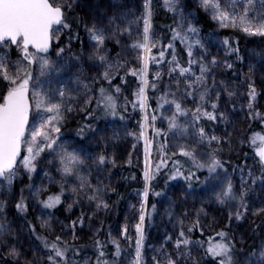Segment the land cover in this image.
I'll list each match as a JSON object with an SVG mask.
<instances>
[{"label":"rangeland","instance_id":"374dc122","mask_svg":"<svg viewBox=\"0 0 264 264\" xmlns=\"http://www.w3.org/2000/svg\"><path fill=\"white\" fill-rule=\"evenodd\" d=\"M79 1L75 0L73 7L77 5L79 8ZM95 3H99L102 7L108 8L112 13L110 17L117 16L121 17L117 19L124 24L126 20V25H129V21L132 23V26L128 27L129 32V42L127 43L129 48L134 52V58L136 59V54H142V50L133 49L132 44L137 40H141L143 36V12L145 9H142V4L137 0H94ZM193 8L204 12L208 21L212 25V29L203 31L200 25H192L197 29L195 34L187 33L189 42L199 40V44L193 47V59L200 60L203 57L204 62L208 63L213 58L217 60V64L212 66L210 72L207 76V86L209 88V98L208 102L203 105V108L207 111H212L210 104L215 101L216 94L219 92L217 115L220 112L224 113L225 119H218L212 121V124H207L204 121H209L206 117L201 116L199 121L195 122V127H189V130L186 134L181 135L178 130H169L168 121L165 117H170L175 111L174 106L169 107L165 104L163 108L159 109L158 115V126L161 130L163 138L156 142V152L154 156L153 165L160 163L161 152L160 148L164 145V152L168 154L171 158L173 152L180 153V145L186 146V150H192L198 152V155L195 154L199 163H204L208 160L207 153L211 152L213 149H218L216 156L224 164L223 169H217L216 173H212L210 179H208V195L210 201L205 210H203V219L204 222H199V230L206 233L218 232L224 227H229L231 229L232 235L238 242H244L250 233L255 229L258 223L264 217V211H258L264 209V172L260 162L259 157L257 160L254 159L251 155H246L244 152L243 139L244 133L248 128L250 122H246V119L250 121L255 116L256 113L264 112V101L255 100L253 101V110L250 113V110L247 107L248 104V85L252 83L255 88V81L257 76L255 72L250 73L251 65L250 62L245 59L243 62L242 76L243 82L236 85L233 89L231 88L232 84L224 79L223 71L226 68L227 61L223 53V44L222 38L219 33L223 29H233L237 31L239 27H221L217 20L212 18L210 12H206L200 6V0H190ZM244 0H240L242 5ZM83 7V5L81 4ZM154 6V8H152ZM185 3L184 0H177V6L175 11H169L164 4V0H151V10L153 14V9L156 11L164 10L170 16L172 25L177 31L182 33L186 32L188 23V11L184 9ZM264 13V4H261V0H255L254 7L251 14H260ZM184 17V28L180 29L177 27L180 15ZM152 18V16H151ZM151 20V19H150ZM131 25V24H130ZM150 36L152 37V42L155 43L158 36L155 30L150 29ZM173 38V35H172ZM258 38V36H256ZM89 44L86 47L90 50H93V42L90 41L88 37ZM254 42V40L252 41ZM248 43L246 40L243 42V46L247 51H251L250 48L256 50L255 43ZM173 44H179L186 52L187 49L184 43H181L180 40L173 41ZM56 44V41H53V45ZM14 49L15 46H12ZM8 51V71L11 74H16L19 70L23 74L24 70L31 71L33 74L32 84H36V90L41 91L42 93H49L54 97V100H59L57 95V89L65 90V108L71 107L72 111H65L64 108L61 109L62 114H70L71 117L83 113L87 108L84 105L85 100V89L82 87V84L90 85V90H88V95L93 96L92 85L95 81H105L100 76V73L104 71L103 66H100L98 69L99 73L94 72L90 68H83L80 61L78 62L76 68L72 66L73 70H63L61 67L62 60H56L52 55H48L47 58L54 63L55 70L51 71L50 74L45 76H40L39 65L28 66L26 61H22V56L19 50L16 48L14 50ZM2 54V51H0ZM172 50L165 52L164 58L161 59L159 55L154 54L153 56L157 57L159 63H150L148 76L150 74L155 75L160 73V79L155 77V81H152L151 84H155L156 88L158 86H163L165 95H167L168 100L173 98L178 101L182 100L183 93L185 91V80L184 77L179 76L178 70L169 74V69L174 67V64H170L172 61ZM188 57V55H187ZM66 59L73 60V56H66ZM189 59V57H188ZM109 63L113 64L112 61ZM15 65V66H13ZM114 65V64H113ZM105 66V65H104ZM188 66V64H187ZM186 66V67H187ZM193 70L199 75V67L194 64ZM120 72V71H119ZM138 77V76H137ZM37 78L41 83H37ZM264 80V76H260ZM213 80H215V86H213ZM179 81V84H177ZM223 82V84H221ZM150 84V85H151ZM140 79L138 77V87L136 92L140 87ZM227 88L229 91L235 93L234 96L229 97L227 92L224 91V88ZM149 88V87H148ZM147 88V89H148ZM150 88H152L150 86ZM146 89V91H147ZM153 89V88H152ZM232 89V90H231ZM245 90V91H243ZM31 85H30V98H31ZM199 91H203V87L199 88L196 99L187 98L182 100V106L187 109L194 110L196 104L199 102ZM262 91L256 89L257 97ZM172 93H175V97L172 96ZM261 99V98H260ZM136 101V96L134 95L133 102ZM133 104V103H132ZM132 104L127 102H122V107L127 110V112L132 113L133 110H140L139 104L133 108ZM84 109V110H81ZM258 109V111H257ZM142 112V111H141ZM148 115V111L146 109ZM143 117L145 112H142ZM47 113H41L40 116H37V110L35 103L32 104L31 115L29 127L32 126L33 121L37 125L41 122L43 116H47ZM264 115V113H263ZM192 116L191 113L187 117H179L178 123L184 124L186 122H191ZM204 127L205 132L208 136L215 135L220 138L221 143L217 145L213 142L211 148L207 146V142L198 143V136L195 135V131L198 127ZM121 129L118 127H113L112 124H105L101 131L104 135L108 136L113 130L117 131L116 136L120 139ZM148 128H146L147 134ZM60 139L58 144L63 145L69 151H77L81 156L86 160V165L81 169V175H85L91 181L93 186L99 184L104 191L101 193L103 200L108 203L109 195L111 194V179L114 176L115 168L117 166L118 158L114 156L113 147L109 146L108 150L101 144L96 142H75L69 138L64 137L60 134ZM147 136V135H146ZM120 142V140H117ZM114 142V141H113ZM148 149L147 154V163H149V154L151 152V144H146L145 139L141 144V148L136 149V151L130 152L126 159L127 165L135 166L140 171L145 169L146 164V153L145 149ZM106 151V153H105ZM103 153L108 161H115V163L108 162L105 165H97L93 163L95 158ZM170 159L167 160V162ZM60 168L59 158L55 152L49 154L48 152L42 153L38 157L36 164V171L29 174L22 167H18V172L13 180L11 188L5 184L3 187H0V203H3V211L0 212V222L7 223L10 228V235L8 236L7 243L14 244L17 250L21 253L19 264H25V261L28 264H45L47 263L46 254L47 251L43 250L38 243L30 237L29 225L26 222L20 221L17 218L16 210V201L18 198V191L25 177H28L30 180L29 183V192H28V204L30 216L33 220L35 228L41 232L43 235H46L51 240H54L57 235H61L62 239L71 242V222L76 220L81 214H84V224L83 227L77 226L76 234L80 237L75 243H85L96 237L101 227L103 226L105 208H101L99 211L96 210L95 202H90L84 193H80L79 196L72 192V187L77 186L79 181L75 177H69L64 179L62 174L58 169ZM156 169V168H155ZM249 172L252 173L249 176ZM47 173V175H45ZM245 181L243 187L246 190L245 203L248 205V210L244 214L243 218L236 220L234 217L229 220V212H234L236 209L237 202L230 201L226 204H220L216 199V193L220 192L221 188L227 183L228 180H231L234 185V190L237 194L241 190V177ZM254 181V182H253ZM61 185H63V195L61 196V203L55 208H58V211L55 214H51L48 208H45L40 202L46 200L48 196L59 195L61 193ZM41 190L38 196L34 195L37 190ZM179 186L174 185L170 190L165 194V197L162 199L160 204V214L166 221V223L155 222L154 225L147 230L145 235L146 242L144 243L142 249V256L145 261V264H153L152 257L154 255H161L157 250L161 248V245H164V248L168 253H174V241L178 237L179 232L181 231L178 226L175 229V225L183 222V230L185 234L189 237L191 236L194 228L191 233L187 232V229L193 225V223L199 220L198 209L194 210L192 208V203L187 201L185 197L182 196ZM85 192L91 194V189H85ZM143 191L134 190L128 193L124 199L123 206L121 208V215H126V209L130 206L131 203L138 200L142 197ZM143 199V197H142ZM74 200H78L77 203H73ZM72 205L71 209L68 208V205ZM54 208H52L53 210ZM258 214H253L257 213ZM91 217V219H89ZM181 218L183 220L181 221ZM47 221V226L42 227V223ZM171 223V224H170ZM204 228V229H203ZM99 229V231H97ZM118 229H121L119 224L115 225L110 231V241L111 238L119 240ZM63 230V231H62ZM145 234V233H144ZM172 237L170 241L165 243L167 237ZM131 239L130 242V253H126L124 247H121L120 255L116 257L114 264H134L135 261V240H136V231L131 230V234L128 235ZM4 239V237H0ZM194 241V240H193ZM120 244V243H119ZM264 248V245H262ZM260 248V249H262ZM259 252V251H258ZM0 256L7 258L12 263L17 264L15 260L8 256L7 250L4 245L0 244ZM192 257L199 261V264H212L205 259L204 255L201 253V247L197 246L192 248ZM77 264H83L84 260H89L91 256L84 255L80 258H72ZM187 264H192V261H187ZM244 264H249V261Z\"/></svg>","mask_w":264,"mask_h":264},{"label":"snow or ice","instance_id":"6c2138e0","mask_svg":"<svg viewBox=\"0 0 264 264\" xmlns=\"http://www.w3.org/2000/svg\"><path fill=\"white\" fill-rule=\"evenodd\" d=\"M75 0H0V79L7 83L6 91L0 92V187L5 184L11 188L13 180L15 179L18 167H22L29 174L36 171V164L38 157L42 153L48 152L49 154L55 152L59 158L62 177L67 179L69 177H75L79 181L77 186L72 187V192L77 196L80 193H84L86 198L90 202H95L96 210L101 208H107L108 204L103 200L101 193L104 189L97 184L93 186L87 176L81 175V169L86 165V160L81 154L75 150L69 151L66 147L58 144L60 139V125L63 120L61 109L65 111H72L71 107L65 108L64 97L66 95L65 90L57 89V95L59 100H54V97L49 93H42L36 90V84H32L33 74L31 71L24 70L23 74L18 70L16 74H11L8 71V51L12 46H15L21 53L22 61H26L28 66L39 65L40 76L50 74L55 70L54 63L50 61L47 56L50 54L49 50L52 47L53 41L59 42L60 32L63 29L69 30V40H71L72 22L67 15L72 11ZM255 0H244L243 4H240V0H200V6L206 11L212 14V18L217 20L221 27H239L241 31L249 35L264 37V13L251 14L254 7ZM165 7L169 11H175L177 6V0H164ZM261 4H264V0H261ZM145 12L142 16L143 19V36L141 40H137L132 44L133 49L142 50V54H138L137 59L141 63L139 69H131V75L138 76L140 79V87L135 93L136 101L132 106L135 108L137 103L140 110L145 112L143 117V123L140 124L139 138H144L146 144H148L146 136V128L152 126L154 128L157 117L151 116V125H149V116L146 113L148 107V97L146 95V89L151 86L153 89L156 85L153 83L149 85L147 79L149 64L159 63L157 57L152 55V48L156 46L152 42L150 36L152 16L151 0H145L144 3ZM121 17L112 16L108 17V25L103 24L102 19L94 20L90 26L85 25V30L88 33L90 41L93 42V53L91 58L97 59L101 65H105L104 71L100 73L103 80L107 81L111 85L112 80L116 75H119L120 69L123 67L119 63L113 65L109 63L106 55L105 40L108 30L115 26L117 31L128 32L130 29L125 27L120 28L116 24V20ZM135 23V21L131 22ZM177 27L184 28V17L181 14ZM173 41L180 40L181 43L186 45L188 59V66L184 67L179 64L176 59L175 49L173 43L167 45L168 48L173 49L172 61L170 64H174V67L169 69V74L178 70L179 76L184 77L185 91L182 96L183 99L192 98L196 99V94L199 88L203 87V91H199V102L196 104L194 110L187 109L182 106V100L178 101L173 98L167 99V95L161 96L160 100L163 103H158L159 108H163L165 104L169 107L174 106L175 111L170 117H165L168 121L169 130H178L181 135L186 134L189 127H195V122L199 121L201 116L206 117L209 121H215L218 119H225L223 112L217 115L219 92L216 94L215 101L211 102L210 107L212 111H207L203 108V105L208 102L209 88L207 86V76L212 66H215L218 62L213 58L210 62L205 63L203 57L200 60L193 59V47L198 45L199 40L189 42L187 33L195 34L197 29L191 24L187 25L186 32L182 33L173 29ZM224 43L227 45L228 40L225 39ZM232 51L238 52V49H232ZM65 52L64 47L57 46L56 55L61 57ZM165 52L161 50L159 57L164 58ZM239 59V57H238ZM196 64L199 67V75L193 70V65ZM15 66V65H13ZM226 67L231 69L233 65L227 63ZM156 78L160 79V73H156ZM123 79V77H121ZM37 83H41L37 78ZM179 84V81H177ZM223 84V82H221ZM30 85L32 88L30 98ZM213 86H215V80H213ZM82 87L86 90L84 105L86 108H90L91 104L95 100L96 108L88 111L89 117H94L97 111H102L106 116L111 115L115 117L117 115V102L113 94L107 91L103 86L99 88V96L88 95L90 85L82 84ZM224 91L227 92L229 97L235 95L234 92L229 91L226 87ZM115 92H120V87L116 86ZM175 97V93H172ZM248 104L247 107L250 113L253 110V101L256 100L257 92L252 83L248 85ZM35 103L37 110V116L41 113H47V116H43L41 122L37 125L35 120L31 127H29V116L32 109V104ZM84 110V109H81ZM126 110V109H125ZM191 113L192 121L184 124L178 123L179 117H187ZM255 116H259L256 113ZM255 118V117H254ZM120 119H124L120 116ZM85 130L92 131V125L88 124L82 127L78 135L83 134ZM155 135H166L161 133V130L154 128ZM195 135L198 136V143L207 142V146L211 148L213 142L217 145L221 143L219 137L215 135L208 136L204 127H198L195 131ZM250 143L255 147L256 156L259 157V162L264 165V134L255 133L250 138ZM180 154L188 157L192 160L194 166L197 169L207 168L208 172L216 173L217 169H223L224 164L217 158L216 152L218 149H213L207 153L208 160L204 163L196 161L192 150H186V146L180 145ZM161 158L160 163L155 165L156 172H159L162 166H167V160L171 159L166 152H164V145L160 148ZM146 164L144 171V180L146 186L143 190L142 197L144 203L141 204L139 223L136 224V240H135V261L134 264H145L142 256V249L144 246V230L143 223L146 214V201L148 197L149 188L147 182L155 177V173L151 172L147 163L148 149H145ZM177 153L173 152L171 155L175 156ZM115 161H108L107 157L101 153L99 154L93 163L99 165H105L106 163ZM47 175V173H45ZM252 173L249 172V176ZM195 176L191 170H188V174L185 175L181 171L179 161H173V170L171 179L177 177H183L186 181H191ZM198 179V178H197ZM254 182V181H253ZM245 181L243 176L241 177V190L237 194L234 190V185L231 180L221 188L220 192L216 193V199L220 204H226L230 201L237 202L234 212H229V220L233 217L236 220L243 218L244 214L248 210V205L245 203L246 190L244 189ZM191 186V184H189ZM85 189H91V194L85 192ZM41 190H37L34 195L38 196ZM63 195V185H61V193L55 196H48L46 200L40 201L45 208L52 209L59 205L61 196ZM159 196L160 193H155ZM78 200H74L73 203H77ZM3 203H0V212L3 211ZM72 205H68L71 209ZM18 211L24 212L27 210V205L23 202L21 197L20 202L16 204ZM155 209V205H153ZM202 211V210H201ZM258 211H264L260 209ZM258 214L257 213H253ZM91 219V217H89ZM84 214L71 222L69 226L71 228V242L62 239L61 235H57L54 240L49 241L46 237H37L40 239L47 250L46 260L47 264H77V262L71 259L68 255L72 252L74 256L79 255V248L76 245V241L80 237L76 234L77 226L83 227ZM42 227L47 226V221H44ZM199 227V220L195 221L191 227L187 229L188 233H191L194 228ZM35 231V229H33ZM63 231V230H62ZM99 231V229L97 230ZM10 235V228L7 223L0 222V244L4 245L8 256L15 260L19 264L21 253L17 250L14 244L7 243L8 236ZM124 235L127 239V228L124 229ZM111 236V234H109ZM220 237L218 241L209 243V246L205 249V255H210L215 264H236L234 258L235 244L229 236L228 232L220 231L217 233ZM172 237H167L165 243L170 241ZM111 243L115 246V255L119 256L121 247L119 241L115 238H111ZM93 246L96 249V258L94 264H109V261L105 259L106 246L99 239L94 240ZM203 247V242L192 241L190 237L185 234L183 230V222H181V231L178 237L174 241V253H168L161 245V248L157 251L161 255H154L152 257L153 264H187V261L191 260L192 264H199V261L192 257V248ZM251 256L256 257L254 260L250 259L249 264H264V248L259 250L258 253L254 252ZM25 264H28L25 261ZM83 264H90L89 260H84Z\"/></svg>","mask_w":264,"mask_h":264},{"label":"trees","instance_id":"16d2710c","mask_svg":"<svg viewBox=\"0 0 264 264\" xmlns=\"http://www.w3.org/2000/svg\"><path fill=\"white\" fill-rule=\"evenodd\" d=\"M137 1L140 2V6L142 4L143 9L145 0ZM184 3V9L188 11L189 14L188 23L196 26L200 25L203 31L212 29V25L208 21L204 12L193 8L190 0H184ZM152 8H154V6ZM110 13L112 12L108 8L102 7L98 2L95 3L94 0H80L79 8L76 5L75 8H72V11L67 13L69 20L73 25L71 29V40H69V30L63 29L60 32L59 42L56 41V44L53 45L50 52V55H52L54 59L62 60L61 67L63 70H73L72 66L76 68L79 61L83 68H90L96 73H99L100 70L98 71V69L100 66L105 67L104 65H101L97 59L91 58L93 50H89L86 47V45H88L90 42L88 41L89 36L85 30V25L90 26L94 20L102 19L103 24L107 26V18L110 17ZM150 23L151 29L155 30L158 34L155 41L156 46L152 48V55H159L161 50L164 52L168 51L170 48H168L167 45L170 42L172 43V30L174 29L169 14L164 10L155 12L153 9ZM116 24H118L121 29L132 26L131 21H129V25H126V20L124 21V24L116 20ZM129 35V32L117 31L115 26H112L108 30V38L105 40L106 52L104 55H106L108 61H112L114 65L119 63L123 67L120 69L119 75H116L112 80L111 85H109L107 81H95L92 85L93 96L95 97L99 96V88L101 86L114 95L117 102V115L115 117L111 115L106 116L102 111H97L94 117H89L87 114L88 111L96 108V103L94 100L90 108H87L83 113H80L75 117H71L70 114L66 113L62 114L63 120L60 125V135H63L64 137L75 142H88L92 140L97 144L103 145L107 150L109 146H112L114 156L118 158L115 173L111 179L112 190L107 203L108 207L106 208L103 226L101 227L99 234L88 242L76 243L77 247L79 248L78 256H74L72 252L68 253L69 257L72 258H80L84 255H89L91 256L90 264H94L96 258V249L93 246L94 240L96 239H99L106 246L105 259L109 261V264H114L117 257L115 255L116 249L109 240V231L115 225L119 226V224L121 229H118V241L121 247H124L126 253L131 254L129 248V239L125 237L123 232L126 227L128 237V235L131 234V230H135L136 224L139 223L141 204L144 203L142 197L134 201L126 209V215L121 218V208L128 193L134 190L143 191L146 186V182L144 180V167L143 170L140 171L135 166L127 165L126 163V159L128 158L126 155L128 156L130 152L136 151V149H139V147L141 148V144L144 142V138H139V132L141 130L140 124L143 123L142 112L139 110H133V112L130 113L122 107V102H127L129 105L133 103V98L138 87V77L131 75L130 70L139 69L142 66L140 61L137 59L138 55L136 54L135 59L133 50H131L127 44L129 42ZM219 35L222 38L224 57L227 63H231L233 65L231 69L227 67L224 69V79L232 84V89L238 84L241 85L243 82V62L245 59H247L251 65L250 73L255 72V74L258 75L257 80L254 83L257 87L256 89H262L258 95V99L256 100L264 101V80L260 78V76H264V37L258 36V38H256L254 35L244 33L240 30V28H238L237 31L233 29H223L220 31ZM225 39L228 40L227 45L224 43ZM244 40H246L248 43L254 40L252 43H255L256 50L254 51L253 48H250L251 51H247L243 46ZM173 45L177 61L181 66L186 67L188 62L186 52L183 50L181 45ZM57 46L65 48V52L61 57H57L56 55ZM14 49L12 48V50ZM232 49H238V52L232 51ZM170 50H172L171 55H173V49ZM66 56H73V60L66 59ZM121 77H123V79H121ZM155 77V75H149V85L152 81L156 82ZM116 86L120 87L119 93L115 92ZM6 88L7 83L0 79V92L6 91ZM146 95L148 97L147 111L149 116V125H151V116L155 115L157 119L155 121L154 128L159 129L158 112L160 108L158 107V103H163V101L160 100V97L165 95L164 88L163 86H158L157 88L152 89L149 86L146 91ZM258 113L259 116L255 118L253 117L250 121L246 119V122L250 123H248L249 126L244 133L243 139L244 152L246 155H251L256 160L257 156L255 147L250 143V138L255 133L264 134V112L258 111ZM120 116H123L124 119H120ZM204 122L209 125L212 124V121ZM88 124L92 125L93 130H85L83 134L78 135L80 129ZM105 124H112L113 127L122 128L121 135H119L120 139L117 138L116 134L118 132L115 130H113L108 136L104 135V133L101 131V128ZM154 128L149 126L146 134L147 140L149 144H151V152L149 154V163L151 164L150 170L151 172L155 173V177L147 182L149 192L145 204L146 214L143 223V230L145 233L144 237L147 233V230H149L155 222H158L160 225L161 223H166L159 212L160 204L162 199L165 197V194L172 186H179L182 196L185 197L187 201L192 203V208L194 210L198 209L199 222H204V214L202 212L207 207V200H211L210 197L207 196L209 192L207 181L210 179V175L212 173L210 174L207 168L197 169L190 158L177 153L167 162V166H162L159 172H156L155 166L153 165L156 152L155 145L157 141L163 138V136L155 135ZM117 140H120V142ZM195 154L198 155V152H194V156H196ZM195 159L198 162L196 157ZM173 161H179L181 171L184 172L185 175L188 174L189 169L195 174L191 181H186L183 177H177L176 179L170 178L173 170ZM262 174L264 175L263 171ZM29 183L30 180L28 177H25L19 188L16 204L20 202L21 197H23V202L27 205V210L21 212L16 208L18 212L17 218L29 225L30 237L34 239L43 250H46L42 241L37 239V237H46L49 241L52 240L39 232L34 226L33 220L30 216L28 204ZM189 184H191V186H189ZM155 193H160V195L157 196ZM153 205H155V209H153ZM57 211L58 208L49 210L51 214H55ZM182 220L183 218H181V221ZM178 226L181 229L180 224L175 225V229H177ZM196 228L197 230H194L191 236L189 235V237L192 241L194 240L203 242L201 253L204 255L205 259L212 264H215V261L210 255H205V249L209 246V243L218 241L220 239V237L217 236V233L222 230L229 233L232 242L235 244L234 258L236 264H244L250 259L254 260L256 257L251 256V254L254 252L258 253V251L261 250L260 248H262V245H264V217L243 243L238 242L232 235L231 229L225 225L218 232L213 233H203V231L200 232L198 227ZM33 229H35V231H33ZM145 240L146 238L144 239V243L146 242ZM0 264L15 263H12L7 258L0 256Z\"/></svg>","mask_w":264,"mask_h":264},{"label":"water","instance_id":"95a60500","mask_svg":"<svg viewBox=\"0 0 264 264\" xmlns=\"http://www.w3.org/2000/svg\"><path fill=\"white\" fill-rule=\"evenodd\" d=\"M52 46H53V43H52ZM51 49H52V47L50 48L49 53L51 52ZM30 115H31V112H30ZM29 122H30V116H29ZM260 164H261V163H260ZM261 166H262V168H263V170H264V165L261 164ZM123 233H124V232H123Z\"/></svg>","mask_w":264,"mask_h":264}]
</instances>
